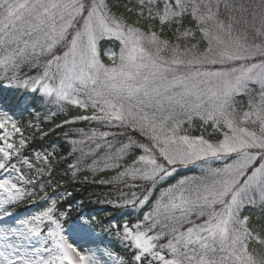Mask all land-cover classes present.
<instances>
[{"label": "snow or ice", "instance_id": "obj_1", "mask_svg": "<svg viewBox=\"0 0 264 264\" xmlns=\"http://www.w3.org/2000/svg\"><path fill=\"white\" fill-rule=\"evenodd\" d=\"M0 264H264V0H0Z\"/></svg>", "mask_w": 264, "mask_h": 264}, {"label": "trees", "instance_id": "obj_2", "mask_svg": "<svg viewBox=\"0 0 264 264\" xmlns=\"http://www.w3.org/2000/svg\"><path fill=\"white\" fill-rule=\"evenodd\" d=\"M114 4L120 10H123V0H112ZM110 45L103 44L102 47L107 48ZM114 46V45H113ZM25 120L31 119L29 116L24 117ZM64 119L63 116H58L51 123H45L42 127V131H49L55 124L60 123ZM84 127L83 124L78 125ZM76 127V126H73ZM57 130L54 135H51L46 142L56 141L59 147V154H66L69 145L65 142L62 131ZM39 135V133H37ZM66 165H61L57 170V182H62V187L58 188V192H63L65 189L71 193V196L63 202V206L68 208L71 216L76 217L83 213L82 220L94 230L101 234L102 243L106 246L113 247L116 251H120L116 241L109 234L108 228L110 224L123 223L126 219L131 217L124 216L123 213L126 209L114 207L112 204L104 203L105 200H111L115 198L114 192H112L108 186L94 183H86L83 181V176L88 175L89 180L93 177L90 173H81L76 179L79 183H74L72 178L68 175H64L63 171ZM192 174V173H187ZM108 174H97L96 179L106 178ZM174 182V181H173ZM79 202L78 204H76ZM25 207H30L26 201L24 205H21L18 211H22ZM23 214V213H22ZM111 242V243H110Z\"/></svg>", "mask_w": 264, "mask_h": 264}, {"label": "rangeland", "instance_id": "obj_3", "mask_svg": "<svg viewBox=\"0 0 264 264\" xmlns=\"http://www.w3.org/2000/svg\"><path fill=\"white\" fill-rule=\"evenodd\" d=\"M78 203L79 202H77L76 204ZM82 221L85 222V220ZM81 242L84 244L85 247L95 248L97 245H99L101 248H103L106 246L102 243L101 234L98 231L91 228L87 223H86V232L83 235V239L81 240Z\"/></svg>", "mask_w": 264, "mask_h": 264}]
</instances>
